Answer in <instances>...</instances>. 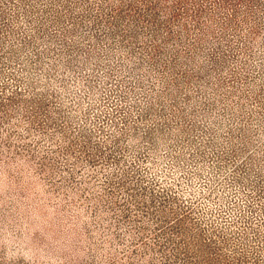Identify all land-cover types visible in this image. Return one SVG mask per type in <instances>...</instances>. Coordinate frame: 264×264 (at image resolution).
Listing matches in <instances>:
<instances>
[{
    "label": "rangeland",
    "instance_id": "rangeland-1",
    "mask_svg": "<svg viewBox=\"0 0 264 264\" xmlns=\"http://www.w3.org/2000/svg\"><path fill=\"white\" fill-rule=\"evenodd\" d=\"M0 264H264V0H0Z\"/></svg>",
    "mask_w": 264,
    "mask_h": 264
}]
</instances>
